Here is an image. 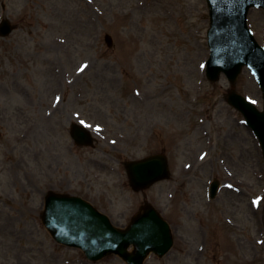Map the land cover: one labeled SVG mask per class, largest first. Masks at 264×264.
<instances>
[{
  "label": "rangeland",
  "instance_id": "rangeland-1",
  "mask_svg": "<svg viewBox=\"0 0 264 264\" xmlns=\"http://www.w3.org/2000/svg\"><path fill=\"white\" fill-rule=\"evenodd\" d=\"M1 18L14 29L0 36V264H126L56 243L40 218L50 189L116 225L157 207L174 242L143 264H264L262 152L227 79L205 76V0H0ZM247 23L262 44L264 11ZM234 88L261 107L248 70ZM73 122L92 146L74 144ZM155 153L170 177L134 191L125 162Z\"/></svg>",
  "mask_w": 264,
  "mask_h": 264
},
{
  "label": "water",
  "instance_id": "water-1",
  "mask_svg": "<svg viewBox=\"0 0 264 264\" xmlns=\"http://www.w3.org/2000/svg\"><path fill=\"white\" fill-rule=\"evenodd\" d=\"M206 3L210 16L207 77L216 80L224 73L233 86L243 66L254 75L262 92L261 111L234 90L229 91L227 100L243 113L259 139L264 155V45L255 41L247 26L250 8L264 9V0H206ZM11 30L7 20L0 23V35L5 36ZM71 135L80 144H91L90 135L82 127L73 125ZM127 169L136 189L168 176L167 161L159 154L129 162ZM215 188L214 185L213 194ZM42 219L57 242L80 248L90 260L114 253L129 264H142L149 251L162 256L172 243L168 224L150 206L137 214L126 228H119L79 197L49 194ZM130 244L134 247L131 252L127 250Z\"/></svg>",
  "mask_w": 264,
  "mask_h": 264
},
{
  "label": "snow or ice",
  "instance_id": "snow-or-ice-1",
  "mask_svg": "<svg viewBox=\"0 0 264 264\" xmlns=\"http://www.w3.org/2000/svg\"><path fill=\"white\" fill-rule=\"evenodd\" d=\"M84 67H86V66H82L81 69H80V71H83Z\"/></svg>",
  "mask_w": 264,
  "mask_h": 264
}]
</instances>
